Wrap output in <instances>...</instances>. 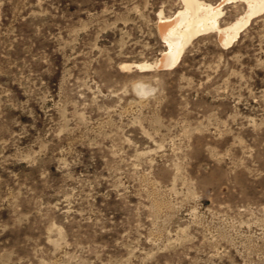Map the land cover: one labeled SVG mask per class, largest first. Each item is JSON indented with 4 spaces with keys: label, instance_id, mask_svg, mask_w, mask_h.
I'll list each match as a JSON object with an SVG mask.
<instances>
[{
    "label": "rangeland",
    "instance_id": "rangeland-1",
    "mask_svg": "<svg viewBox=\"0 0 264 264\" xmlns=\"http://www.w3.org/2000/svg\"><path fill=\"white\" fill-rule=\"evenodd\" d=\"M183 8L0 0V264H264V13L138 68Z\"/></svg>",
    "mask_w": 264,
    "mask_h": 264
},
{
    "label": "bare ground",
    "instance_id": "bare-ground-1",
    "mask_svg": "<svg viewBox=\"0 0 264 264\" xmlns=\"http://www.w3.org/2000/svg\"><path fill=\"white\" fill-rule=\"evenodd\" d=\"M184 8L173 17L160 20V31L166 42L167 50L156 64L138 65L143 70L175 68L182 59L186 45L193 37L216 30L221 42L232 45L240 34L250 25L251 21L264 13V0H241L246 3V13L240 19L222 28L220 19L223 17L222 7L226 3L238 0H221L216 5L200 3L199 0H183Z\"/></svg>",
    "mask_w": 264,
    "mask_h": 264
},
{
    "label": "water",
    "instance_id": "water-1",
    "mask_svg": "<svg viewBox=\"0 0 264 264\" xmlns=\"http://www.w3.org/2000/svg\"><path fill=\"white\" fill-rule=\"evenodd\" d=\"M162 69H165V68H162ZM167 70V69H166Z\"/></svg>",
    "mask_w": 264,
    "mask_h": 264
}]
</instances>
